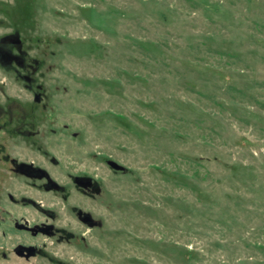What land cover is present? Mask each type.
<instances>
[{
    "label": "rangeland",
    "instance_id": "374dc122",
    "mask_svg": "<svg viewBox=\"0 0 264 264\" xmlns=\"http://www.w3.org/2000/svg\"><path fill=\"white\" fill-rule=\"evenodd\" d=\"M12 31L74 77L58 142L128 169L88 251L32 264H264V0H0Z\"/></svg>",
    "mask_w": 264,
    "mask_h": 264
},
{
    "label": "flooded vegetation",
    "instance_id": "af4514ba",
    "mask_svg": "<svg viewBox=\"0 0 264 264\" xmlns=\"http://www.w3.org/2000/svg\"><path fill=\"white\" fill-rule=\"evenodd\" d=\"M55 55L25 32L0 37V249L9 264L43 258L45 240L88 251L108 198L102 169L125 173L108 165L115 160L101 144L58 142L83 136L72 121L60 122V109L71 110L74 77L55 73ZM61 215L70 222L62 225Z\"/></svg>",
    "mask_w": 264,
    "mask_h": 264
},
{
    "label": "water",
    "instance_id": "95a60500",
    "mask_svg": "<svg viewBox=\"0 0 264 264\" xmlns=\"http://www.w3.org/2000/svg\"><path fill=\"white\" fill-rule=\"evenodd\" d=\"M108 165L114 169V170H117V171H124V172H127L128 169L122 165H120L119 163L115 162V161H112V160H109L108 161Z\"/></svg>",
    "mask_w": 264,
    "mask_h": 264
}]
</instances>
